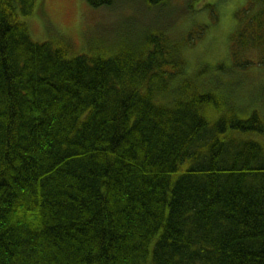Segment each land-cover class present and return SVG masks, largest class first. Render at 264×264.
Returning <instances> with one entry per match:
<instances>
[{
	"label": "trees",
	"instance_id": "trees-1",
	"mask_svg": "<svg viewBox=\"0 0 264 264\" xmlns=\"http://www.w3.org/2000/svg\"><path fill=\"white\" fill-rule=\"evenodd\" d=\"M36 3L0 0V264H264L258 105L163 31L107 55L36 42ZM235 18L234 65L263 70L264 0Z\"/></svg>",
	"mask_w": 264,
	"mask_h": 264
},
{
	"label": "rangeland",
	"instance_id": "rangeland-1",
	"mask_svg": "<svg viewBox=\"0 0 264 264\" xmlns=\"http://www.w3.org/2000/svg\"><path fill=\"white\" fill-rule=\"evenodd\" d=\"M248 4L249 0H166L164 6L150 8L145 0H117L112 7L93 9L85 0H37L30 16L18 17L33 40L63 39L71 54L98 49L107 55L123 41L143 44L163 31L175 42L183 40L180 50L189 72L205 69L202 77L217 74L227 84V97L234 91L244 107L257 104L264 112V69L237 70L230 55L235 14Z\"/></svg>",
	"mask_w": 264,
	"mask_h": 264
}]
</instances>
